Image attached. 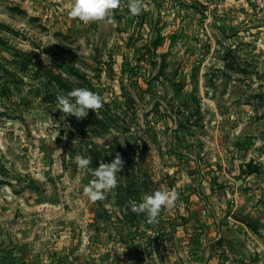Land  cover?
<instances>
[{"label":"rangeland","instance_id":"obj_1","mask_svg":"<svg viewBox=\"0 0 264 264\" xmlns=\"http://www.w3.org/2000/svg\"><path fill=\"white\" fill-rule=\"evenodd\" d=\"M65 1L0 0V214L24 218L37 248L25 255L264 264L263 33L205 37L195 9L170 19L161 0L139 14L120 0L114 24L82 27ZM80 87L102 106L82 118L56 108L57 94ZM117 154V185L90 200V169ZM157 189L177 197L149 222L131 205Z\"/></svg>","mask_w":264,"mask_h":264},{"label":"crops","instance_id":"obj_2","mask_svg":"<svg viewBox=\"0 0 264 264\" xmlns=\"http://www.w3.org/2000/svg\"><path fill=\"white\" fill-rule=\"evenodd\" d=\"M148 1L152 6L149 5V7L146 8L154 10V8L157 7L158 0ZM160 2L161 7H159L158 10L161 15L167 16L170 19L175 16L178 21H180L179 17L181 13L189 9H195L198 13H196L197 16H200V24L205 28V37H228L235 31V28L238 29L239 27H241L243 37L244 31L249 34L250 32H255L256 29L260 30L264 37V2L260 5L258 10L247 0H193V3L187 6L184 0H161ZM70 3L71 0H66L61 4L68 13ZM118 7H122V5ZM67 16L78 23V26L83 27V25H85V22L78 18H73L69 14H67ZM104 18L111 24H114L116 20L111 12ZM102 19L98 21H102ZM163 20L164 22H169V19L167 20L165 17H163ZM151 21L152 30L155 31L160 22H158V19L154 15ZM88 22L91 23L92 21ZM203 27L199 29L202 30ZM200 35L203 34L200 33ZM34 208H36V206H34ZM21 211L24 213L25 209H21ZM35 212L36 210L34 209V215L36 214ZM11 219H15L16 221H12ZM23 219L24 218H22L20 223V219L17 217L15 218L13 215L10 216L9 209H5L4 216L0 214V264H37L42 260H37L36 258L30 259L25 255L26 253L24 251H37V248L34 247L31 249V247H29L31 245H36V242L29 244L26 242L27 239L25 240L27 231L21 226L24 224ZM34 227L35 224L33 225V229H29L34 230ZM11 248H13V250ZM99 263L98 261V264Z\"/></svg>","mask_w":264,"mask_h":264},{"label":"clouds","instance_id":"obj_3","mask_svg":"<svg viewBox=\"0 0 264 264\" xmlns=\"http://www.w3.org/2000/svg\"><path fill=\"white\" fill-rule=\"evenodd\" d=\"M120 0H71L69 15L83 22L99 20L106 17L109 12L116 9ZM129 8L132 14H139L146 5L141 0H131ZM74 98V99H71ZM102 106V97L96 92L85 88H74L67 93L57 94L56 108L64 114H74L77 117L87 115L89 109L97 110ZM79 167H87L91 164V158L81 156L77 160ZM123 165L119 154L110 162L100 163L93 172L95 179L84 187V192L92 201L102 199L106 191L113 189L117 183V173ZM177 197L174 189L154 190L145 193L139 203H132L131 210L136 213H144L149 222L157 220L163 206H171Z\"/></svg>","mask_w":264,"mask_h":264},{"label":"built area","instance_id":"obj_4","mask_svg":"<svg viewBox=\"0 0 264 264\" xmlns=\"http://www.w3.org/2000/svg\"><path fill=\"white\" fill-rule=\"evenodd\" d=\"M252 5H254L255 9L258 10V7L264 2V0H247Z\"/></svg>","mask_w":264,"mask_h":264}]
</instances>
